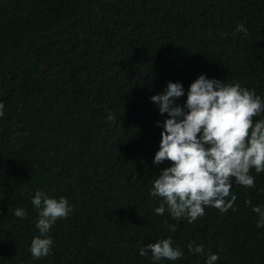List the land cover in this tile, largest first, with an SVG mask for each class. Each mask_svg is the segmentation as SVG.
Returning a JSON list of instances; mask_svg holds the SVG:
<instances>
[{"label":"trees","instance_id":"16d2710c","mask_svg":"<svg viewBox=\"0 0 264 264\" xmlns=\"http://www.w3.org/2000/svg\"><path fill=\"white\" fill-rule=\"evenodd\" d=\"M202 73L264 97V0H0V264H152L139 249L169 236L184 256L160 264H204L190 242L216 264H264L245 203L264 205V173L251 170L254 188L233 180L235 210L192 223L154 212L152 180L170 162L153 164L166 117L150 97ZM36 190L73 208L40 259Z\"/></svg>","mask_w":264,"mask_h":264},{"label":"clouds","instance_id":"9594fccd","mask_svg":"<svg viewBox=\"0 0 264 264\" xmlns=\"http://www.w3.org/2000/svg\"><path fill=\"white\" fill-rule=\"evenodd\" d=\"M236 31L248 36L244 23ZM186 95L183 104L178 99ZM166 118L157 125L162 128L159 149L153 164L159 170L152 180L150 195L159 198L154 209L158 215L165 212L177 221H196L205 215L207 207L221 212L233 209L237 199L231 192L233 180L246 189L255 187V177L264 173V97L254 89L239 82H228L200 74L185 90L181 82L167 83L163 92L150 97ZM0 102V117L4 115ZM106 119L113 121L109 114ZM257 228H264V205H252ZM36 212L34 235L29 251L33 259L50 255L53 239L50 232L59 219H66L73 208L66 197H53L43 190H36L31 198ZM12 214L26 218L25 209L16 207ZM173 230L174 226H173ZM190 253L205 257L204 264H216L218 253L205 252L204 245H187ZM140 256L151 257L152 264L162 260L175 262L184 256L183 250L173 245L172 238L148 243L139 249Z\"/></svg>","mask_w":264,"mask_h":264}]
</instances>
